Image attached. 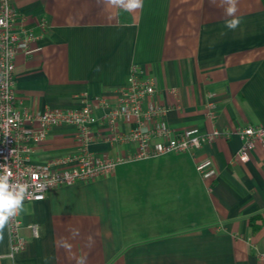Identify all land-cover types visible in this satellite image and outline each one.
<instances>
[{"label":"crops","instance_id":"crops-1","mask_svg":"<svg viewBox=\"0 0 264 264\" xmlns=\"http://www.w3.org/2000/svg\"><path fill=\"white\" fill-rule=\"evenodd\" d=\"M219 3L142 0L127 10L108 0H13L37 37L15 62L19 112L79 108L88 95L99 119L90 152L131 156L134 145L105 141L107 110L95 100L113 106L136 66L156 84L144 110L168 109L145 119L144 131L165 122L172 137L221 135L199 150L127 162L109 177L23 202L26 249L9 257L6 225L0 264H77L82 257L85 264H264V146L246 164L236 159L239 131L264 126V0H238L235 30L225 27L231 17ZM119 128L127 133L137 123L120 120ZM76 133L57 127L34 147L32 162L77 152ZM205 160L215 172L208 179L197 170Z\"/></svg>","mask_w":264,"mask_h":264},{"label":"built area","instance_id":"built-area-1","mask_svg":"<svg viewBox=\"0 0 264 264\" xmlns=\"http://www.w3.org/2000/svg\"><path fill=\"white\" fill-rule=\"evenodd\" d=\"M36 39L34 32L25 27L24 18L14 8L13 0H0V166H3L0 167V174L10 171L11 183L28 186L24 202L44 201L55 189L109 177L119 165L127 162L199 150L205 143L221 135L215 131L204 136L186 133L172 137V130L165 122L144 131L145 119L163 117L168 109L153 105L149 110H144L145 102L156 93V84L153 78L144 77L143 71L133 66L128 82L118 90L113 106H108L103 99L95 101L107 110L102 117L109 130L105 141L112 145L132 144L136 152L120 158L92 154L89 147L97 139L93 127L99 119L88 95L83 97L82 105L74 109H48L39 114L21 113L17 109L16 58L27 54ZM208 117L216 119V105L208 106ZM120 120L135 121L137 128L123 133L119 128ZM61 126L76 129L79 150L47 164L33 163L31 155L34 147ZM238 134L242 147L236 159L246 164L256 148L264 146V126H249ZM211 166L212 161L205 160L198 163L197 170L208 179L215 175L210 170ZM22 228L23 222L18 213L7 224L11 258L26 249ZM32 228L37 234V229Z\"/></svg>","mask_w":264,"mask_h":264},{"label":"clouds","instance_id":"clouds-1","mask_svg":"<svg viewBox=\"0 0 264 264\" xmlns=\"http://www.w3.org/2000/svg\"><path fill=\"white\" fill-rule=\"evenodd\" d=\"M111 5L123 7L127 10H135L142 7V0H108ZM216 3V0H212ZM238 0H220L218 6L224 8V14L231 17L225 21V27L229 30H235L240 20L236 16L238 11ZM3 167V166H0ZM10 171L0 174V239L3 238V230L9 221L17 216L23 207L26 198L28 186L24 184H13L10 182ZM79 235V229L72 230V238ZM89 241L91 238L89 237ZM62 246L71 252L72 245L67 240H62ZM86 257L79 258L77 264H85Z\"/></svg>","mask_w":264,"mask_h":264}]
</instances>
